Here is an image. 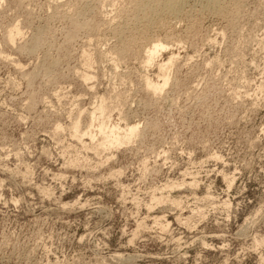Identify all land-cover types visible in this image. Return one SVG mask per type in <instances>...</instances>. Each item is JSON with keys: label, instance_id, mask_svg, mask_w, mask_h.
Here are the masks:
<instances>
[{"label": "rangeland", "instance_id": "1", "mask_svg": "<svg viewBox=\"0 0 264 264\" xmlns=\"http://www.w3.org/2000/svg\"><path fill=\"white\" fill-rule=\"evenodd\" d=\"M141 1L0 0V264H264V0ZM102 99L141 138L75 139Z\"/></svg>", "mask_w": 264, "mask_h": 264}, {"label": "bare ground", "instance_id": "2", "mask_svg": "<svg viewBox=\"0 0 264 264\" xmlns=\"http://www.w3.org/2000/svg\"><path fill=\"white\" fill-rule=\"evenodd\" d=\"M135 1V0H134ZM141 1V0H140ZM181 1L182 0H153V1H148V0H142L141 2H140V4L139 5H134L136 8L135 9H137L138 11H142V12H144V14H145V16L148 18V17H153V16H158L159 14H161V13H163L164 11H168V12H171V13H178L179 12V14H180V7H179V4L180 5H183V4H181ZM185 1V0H184ZM221 0H207L206 2H207V4H208V7H210L212 10H213V12H215V11H217V12H223L224 11V7H222V6H219L220 4H221V2H220ZM228 1V0H227ZM242 0H232V2L234 3V5L236 4V6L238 5L239 6V4L240 3H242L241 2ZM183 2V1H182ZM201 2V1H200ZM219 2H220V4H219ZM224 2V1H223ZM222 2V3H223ZM137 3H139V2H137ZM201 3H203V2H201ZM231 3V2H230ZM229 3V4H230ZM206 4V5H207ZM227 2H226V4H224V5H226L227 6ZM231 5V4H230ZM202 6V5H201ZM204 6V5H203ZM229 6V5H228ZM236 6H235V8H236ZM237 6V7H238ZM218 7V8H217ZM230 7V6H229ZM232 7V6H231ZM234 7V6H233ZM239 7H242V5L240 4V6ZM203 8H205V7H203ZM217 10H216V9ZM226 8V7H225ZM192 9V8H191ZM214 9H215V11H214ZM234 9V8H233ZM126 10V9H125ZM205 10H206V8H205ZM207 10H210V9H207ZM206 10V11H207ZM226 10V9H225ZM229 9H227V11H228ZM137 11V12H138ZM204 11V10H203ZM231 11V10H230ZM234 11H236V10H234ZM136 12V11H135ZM134 12V13H135ZM211 12V11H210ZM226 11H224L223 12V14L225 13ZM237 12H238V10H237ZM140 13V12H139ZM230 13V12H229ZM232 13V12H231ZM128 14V13H127ZM178 14V15H179ZM213 14H215V13H213ZM235 14V13H234ZM238 14H240L239 12H238ZM237 14V15H238ZM139 15V14H138ZM163 15V14H162ZM164 15H166L165 14V12H164ZM173 15V14H172ZM220 15H222V14H220ZM156 16V17H157ZM160 16V15H159ZM169 16V15H168ZM170 16H171V14H170ZM174 16H175V14H174ZM225 16V15H224ZM239 16V15H238ZM161 17L162 16H160L159 17V19H161ZM228 17V16H227ZM122 18H123V16H122ZM141 18V17H140ZM175 18H176V16H175ZM234 18V17H233ZM136 19V18H135ZM142 19V18H141ZM153 19V18H152ZM156 19V18H155ZM164 19V18H163ZM177 19V18H176ZM116 20V19H115ZM147 19H145V21H146ZM154 20V19H153ZM157 20V19H156ZM156 20H154V22L156 21ZM178 20V19H177ZM226 20V19H225ZM228 20V19H227ZM137 21H139V19L137 20ZM141 22H143V21H141ZM148 22V21H147ZM108 23V22H107ZM118 23V22H117ZM124 23V22H123ZM165 23V22H164ZM151 24H152V20H151ZM234 24V23H233ZM120 25V24H119ZM143 25V24H142ZM146 25V24H145ZM158 25V24H157ZM162 25V24H161ZM153 26V25H152ZM151 26V27H152ZM128 27V26H127ZM134 27V26H133ZM138 27V26H137ZM146 27V26H145ZM164 27V26H163ZM14 29L13 30H11L9 33H8V43H15V41H16V38L19 36V35H21L20 33V29L19 28H15V27H13ZM154 28V27H153ZM120 29V28H119ZM124 29V28H123ZM125 29H128V28H125ZM131 29V28H130ZM137 29V28H136ZM135 29V30H136ZM151 29V28H150ZM116 30H117V28H116ZM144 30V29H143ZM130 31V30H129ZM122 32V31H121ZM118 33V32H117ZM144 33V32H143ZM264 33V32H263ZM130 34V33H129ZM35 35V34H34ZM124 36V35H123ZM20 37V36H19ZM121 37V36H120ZM142 37V36H141ZM141 39V38H140ZM117 40H118V38H117ZM125 40V39H124ZM143 40V39H142ZM118 41H120V40H118ZM133 41V40H132ZM127 42V41H126ZM134 42V41H133ZM147 42V41H146ZM40 43H41V41H40V39H39V37H38V35H36V36H34V38H33V40H32V42L28 45V47H27V50L28 51H30V52H33L34 50H36L37 48H38V46L40 45ZM169 43V42H168ZM122 45V44H121ZM169 45H171V44H167L166 42H163V41H152L151 42V44L150 43H148V45L147 46H144V51H143V54L145 55V58H144V55H143V58H144V64H145V66L147 65V68H149V67H153V66H157L158 67V71H159V78L160 79H162L161 81H158V82H155L154 80H152L151 78H149V77H145L146 79L144 80V87H145V90L148 92V94L150 93L151 95H153V96H155V95H157V94H159V93H162L163 91H164V89L169 85V82H170V70H171V68H172V66H173V64H174V61H175V56H174V54H171L172 56L166 61H164V60H161V56H162V53L163 52H165V51H167L169 48H170V46ZM120 47V46H119ZM131 47V46H130ZM117 49V48H116ZM121 52H123V51H120V53ZM116 54H117V51H116ZM115 54V55H116ZM112 55V54H111ZM120 55H122V53L120 54ZM120 55H118V57L117 58H112L113 59V63H114V65H115V67L114 68H116L119 64H118V62H119V56ZM107 56V55H106ZM117 56V55H116ZM102 57H104L105 58V56H102ZM113 57V56H112ZM122 58V57H121ZM107 59H108V56H107ZM107 61V60H106ZM93 62V61H92ZM120 67V66H119ZM92 75H90V74H85V75H83V81H84V83L85 82H91L90 80L91 79H93L92 77H91ZM159 79V80H160ZM115 91V90H114ZM116 94V93H115ZM160 95V94H159ZM158 95V96H159ZM149 96V95H148ZM156 98V97H155ZM118 99V98H117ZM101 101V100H100ZM105 101L106 100H103L102 99V102H100V104H98L94 109H92V111L91 112H89V123H90V125H89V127H88V132H85V133H82L81 134V131H80V129H81V126L82 125H80V122L79 121H77V122H74L75 124L72 126V128H71V131L73 130V134L72 135H74L75 136V139L76 138H79L80 139V141H82V139H83V137L85 136H88V137H90V139H91V142L92 141H94V140H97V139H99V137H101V144L99 145L100 147H103V148H106V149H108V150H113V149H118V148H121V147H123V146H127V145H130V144H132L133 142H135V141H137L138 140V138H141V135H140V132H141V130H140V125L139 124H126V125H124V126H122L121 124H119V123H115V122H113V120H112V116L110 117L109 115H110V111L108 112V109H109V107L107 106V103L105 104ZM115 101H117V100H115ZM119 102V101H118ZM125 102V101H124ZM117 103V102H116ZM112 104V103H111ZM110 104V105H111ZM115 104V103H114ZM121 105V104H120ZM114 106V105H113ZM111 107V109L112 108H114V107H116V106H114V107ZM118 107V106H117ZM116 107V109H118ZM121 107V106H120ZM110 110V109H109ZM114 110H115V108H114ZM112 111V110H111ZM113 112V111H112ZM108 113H109V115H108ZM88 114V113H87ZM122 115V114H121ZM120 115V116H121ZM123 117V116H122ZM121 118V117H120ZM124 118V117H123ZM120 120V119H119ZM123 120V119H122ZM121 120V121H122ZM121 121H119V122H121ZM125 120H123L122 122H124ZM60 126V125H59ZM57 130H62L63 128H62V126L61 127H58L57 126ZM90 128V129H89ZM142 134V133H141ZM78 139V140H79ZM140 140V139H139ZM78 142V141H77ZM82 144V143H81ZM92 144V143H91ZM93 145H94V143H93ZM89 148H90V146H89ZM88 148V149H89ZM92 149H93V147H92ZM97 151L99 150V149H96ZM96 151V152H97ZM75 160V159H74ZM78 160V159H77ZM76 160V161H77ZM73 161V160H72ZM70 161V164L71 165H73L72 163H76L75 161ZM85 161V160H84ZM80 164V163H79ZM79 166V165H78ZM177 203V202H176ZM175 203V205H177ZM181 205V204H180ZM157 220H159V219H157ZM156 220V221H157ZM155 221V222H156ZM156 223H158V222H156ZM166 225V224H165ZM168 226H169V224L168 225H166V226H162V227H166V229H168ZM165 229V228H164ZM163 229V230H164ZM165 231V230H164ZM167 231V230H166Z\"/></svg>", "mask_w": 264, "mask_h": 264}]
</instances>
